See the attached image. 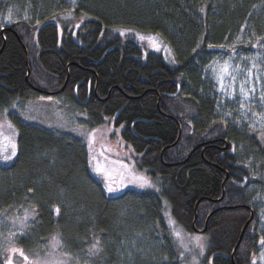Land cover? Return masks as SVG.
Segmentation results:
<instances>
[{"label":"trees","instance_id":"obj_1","mask_svg":"<svg viewBox=\"0 0 264 264\" xmlns=\"http://www.w3.org/2000/svg\"><path fill=\"white\" fill-rule=\"evenodd\" d=\"M19 3L33 9V18L0 27V113L29 100L57 98L79 106L90 128L115 118L124 127V142L140 156L138 170L159 187L157 193L109 198L81 139L11 114L18 153L12 165L0 166V214L32 212L29 238L19 246L31 252L36 240L58 237L72 254L92 257L90 264H117L119 236L152 230L162 249L155 252L158 264H175L177 248L164 212L169 207L176 223L195 234L198 206L195 228L207 225L212 264H253L264 250L257 201L264 181L254 173L258 161L264 173V148L258 132L220 117L205 71L220 54L264 53V0H80L72 13L85 19L77 26L60 21L61 38L49 10L54 4L64 9L63 0ZM120 28L159 36L174 63L148 52L134 35L122 36ZM240 35L249 44L236 45ZM31 85L46 93L65 90L49 97Z\"/></svg>","mask_w":264,"mask_h":264},{"label":"rangeland","instance_id":"obj_2","mask_svg":"<svg viewBox=\"0 0 264 264\" xmlns=\"http://www.w3.org/2000/svg\"><path fill=\"white\" fill-rule=\"evenodd\" d=\"M79 1L63 0L64 9L58 8L59 5L54 4L49 10L50 13H53L54 22L60 30V38L62 37L60 21L77 26L85 19L83 17L76 19L73 16L72 12ZM9 10L12 13L13 22L11 23L5 19ZM39 10L42 12L44 7L40 6ZM32 13L33 9L30 6L22 7L19 0H0V27L11 26L19 20H30L33 18ZM122 30L128 29L120 28L118 32L121 34ZM126 35H134L148 52L161 53L169 62L174 63L171 49L159 36L138 34L132 30L124 31L122 36ZM149 37H154L155 41L153 42ZM249 39V37L240 35L235 44H249ZM255 50L258 51V49ZM225 65H227V72L224 71ZM205 75L215 89V100L218 102L220 117L231 122L233 126L249 128L258 132L257 136L264 148V100H261V96L264 95V53L241 52L235 58L223 54L217 55L207 67ZM242 84L248 94L247 98L241 95L240 86ZM15 106L10 111L6 110L0 113V166L12 165L18 153L19 130L10 120L9 115L12 114L28 125L53 131L56 134L71 133L81 139L89 152L92 173L102 182L107 197H119L128 191L158 192V181L138 170L137 158L140 156L124 142L122 138L124 127H117L115 118H107L101 127L90 128L86 123L87 118L85 120L79 106L57 98L29 100L25 104ZM9 122L13 126L12 128L8 127ZM4 137L11 138L17 146L16 155L11 159L4 158L11 152L10 148L7 152L2 150V145L5 143ZM97 168L102 171L98 172ZM260 171V161H258L254 165V173L255 178L262 182L264 173L262 174ZM107 186H111L113 191L109 192ZM263 190L264 188L260 187L257 192ZM257 201H261L260 231L264 232V193L259 194ZM168 209L165 210L164 216L172 234L173 243L177 248L178 256H176L175 264H212V261L207 258L208 236L185 232L172 218L169 207ZM23 215L25 216H21L19 208L0 214V263L7 261L9 251L18 247L19 241L24 236L26 239L29 238L28 231L33 226L34 216L31 211H26ZM171 221H175V225L171 224ZM176 231L181 233L179 238L174 234ZM35 242L36 249L31 252L23 251L24 256L28 257L25 260L26 263L23 262V258H16L17 263L90 264V259H92L82 252L72 254L61 247L58 237H52L47 241L36 240ZM115 242H117L116 248L119 257L117 264H133L137 259H143L144 262L150 264H158L156 260L159 259V256L155 252L160 253L162 249L159 248L157 238H153L152 230L146 234L122 235ZM260 246L262 245L260 244ZM262 253L264 250L260 253L259 258H254L255 264H258L257 262L264 264Z\"/></svg>","mask_w":264,"mask_h":264},{"label":"snow or ice","instance_id":"obj_3","mask_svg":"<svg viewBox=\"0 0 264 264\" xmlns=\"http://www.w3.org/2000/svg\"><path fill=\"white\" fill-rule=\"evenodd\" d=\"M5 19H6V21H7L8 23L13 22V21H12V13H11V10H9V14H8V16H7ZM124 31H128V30H122V31H121V35L124 34ZM141 38L143 39L144 37H141ZM149 39H150V40H153V42L155 41V38H154V37H149ZM209 47H211V45H209ZM224 71L227 72V65H225ZM240 92H241V95H242V96H244L245 98H247V95H248V94L246 93L243 84L240 86ZM261 100H264V95L261 96ZM242 106H243V105H242ZM8 127H9V128H12V127H13V126L11 125L10 122H9V124H8ZM4 141H5V143H3V145H2V150L5 151V152H7V151L9 150V148L11 149L10 155H6L4 158H5V159H11L12 157H14V156L16 155V149H17V146H16V144H15L14 142H12L11 138H9V137H4ZM97 171H98V172H99V171H102V169L97 168ZM107 187H108V191H109V192H112V191H113V189H112L111 186H107ZM56 211L59 212V209H57ZM170 223L173 224V225H175V221H171ZM174 234H175L178 238H179L180 235H181V233H180L179 231H176ZM54 239H55V238H54ZM197 240H199V238H197ZM260 243H261V245H264V238L261 239ZM94 248H95V246H94ZM13 251H14V252L18 251V252H20V255H21V256H24L23 251L20 250V249H13ZM96 251L98 252L99 249H96ZM261 255H262V258H264V253H262ZM24 259L27 260L28 257H27V256H24ZM8 264H11V260H9ZM253 264H255V261H253Z\"/></svg>","mask_w":264,"mask_h":264},{"label":"water","instance_id":"obj_4","mask_svg":"<svg viewBox=\"0 0 264 264\" xmlns=\"http://www.w3.org/2000/svg\"><path fill=\"white\" fill-rule=\"evenodd\" d=\"M14 34H15V36L17 37V39H19V36H18V34L16 33V32H13ZM20 40V39H19ZM21 42V41H20ZM21 44H22V46L25 48V50H26V53H27V49H26V47H25V45L21 42ZM28 58V57H27ZM27 82L29 83V81H28V79H27ZM31 88L34 90V91H36V92H39L40 94H43V95H46V96H49V97H54V96H59L61 93H62V91H64L65 90V87L63 88V90L62 91H60V92H58V93H55V94H53V93H46V92H43V91H41V90H39V89H37V88H35V87H33L32 85H31ZM95 97L96 98H98V95H97V92L95 91ZM78 100V99H77ZM88 102H86V103H80L81 105H83V106H85L86 104H87ZM182 131V127H180V132ZM180 140H181V134H180V137H179V139H178V141H177V143L176 144H174L171 148H174L179 142H180ZM208 144H203V145H201V146H199V147H197L196 149H194V151L191 153V157H192V155L195 153V151L198 149V148H200V147H204V146H207ZM211 145V144H210ZM169 148H167V149H165L164 151H163V153H162V161H163V154L168 150ZM190 157V158H191ZM189 158V159H190ZM188 159V160H189ZM187 160V161H188ZM186 161V162H187ZM179 164H175V165H173V166H178ZM228 179V178H227ZM227 182V180L225 181V183ZM225 183H224V186H223V188L225 187ZM197 208H198V206H196V210H195V222H194V230H195V232L196 233H198V234H203V233H206V231H207V225H206V228L204 229V230H202V231H199V230H197L196 228H195V224H196V221H197ZM246 208V207H245ZM229 209H232V208H229ZM248 209V208H247ZM254 213L252 212V215H251V219H250V221L247 223V225H246V227L244 228V230H243V232H242V235H241V238H240V241H239V243H238V245H237V248L239 247V245H240V243H241V241H242V239H243V237H244V234H245V231H246V229H247V227L251 224V222L253 221V219H254ZM207 224H208V222H207Z\"/></svg>","mask_w":264,"mask_h":264},{"label":"flooded vegetation","instance_id":"obj_5","mask_svg":"<svg viewBox=\"0 0 264 264\" xmlns=\"http://www.w3.org/2000/svg\"><path fill=\"white\" fill-rule=\"evenodd\" d=\"M13 249H20V250H22V251H24V252H27L25 248H22V247H20V246H18V247H14V248H12V249L9 251V255H8L7 261L4 262V263L1 262L0 264H8L9 260H11V264H19V263H17L16 258H23V260H24L23 262L26 263V261H25V259H24V256H21V255H20V252H18V251L14 252ZM25 256H26V255H25ZM29 260H30V258H29ZM30 264H31V263H30Z\"/></svg>","mask_w":264,"mask_h":264}]
</instances>
